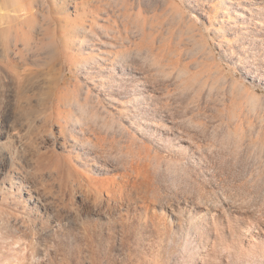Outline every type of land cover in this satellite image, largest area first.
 <instances>
[{"label": "rangeland", "instance_id": "obj_1", "mask_svg": "<svg viewBox=\"0 0 264 264\" xmlns=\"http://www.w3.org/2000/svg\"><path fill=\"white\" fill-rule=\"evenodd\" d=\"M0 15V264H264V0Z\"/></svg>", "mask_w": 264, "mask_h": 264}, {"label": "bare ground", "instance_id": "obj_2", "mask_svg": "<svg viewBox=\"0 0 264 264\" xmlns=\"http://www.w3.org/2000/svg\"><path fill=\"white\" fill-rule=\"evenodd\" d=\"M35 1H38V0H30V4H32V3H34ZM44 2H45V0H44ZM27 6V5H26ZM23 11V10H22ZM20 12V11H19ZM27 13H28V15L32 18L33 17V15H35V14H33V11H31V9H28V11H27ZM5 14V13H4ZM23 14V13H22ZM1 16V15H0ZM19 16H21V15H19ZM18 16V17H19ZM2 17H4V16H2ZM17 17V18H18ZM7 18V17H6ZM8 18H9V16H8ZM2 21H4V20H2ZM75 27V26H74ZM76 28V27H75ZM74 28V29H75ZM89 29H90V27H89V25L87 26V27H85V25H84V28H83V31L85 32V33H88L89 32ZM73 31V30H72ZM74 31H78V30H74ZM72 34H74V32L72 33ZM13 47H15V46H13ZM31 48V47H30ZM13 49V48H12ZM17 49H18V47H17ZM14 50V49H13ZM11 51V50H10ZM15 52V51H14ZM192 200V199H191ZM227 201V200H226ZM203 203V202H202ZM200 205V204H199ZM228 207V206H227ZM209 209V208H208ZM212 212L213 211H210L209 213H207L208 214V216H209V218L208 219H206V220H204V221H200L199 223H198V226H196L197 228H195V230L197 231L198 230V233H200L199 235H198V238H199V240H200V243L202 244V250H205V245H207L208 244V242H209V237H208V235H210V236H214L217 240H222V239H224V238H227V237H230V238H233V234L234 233H236L237 235H238V238L239 237H241L242 236V234H241V232L238 230V229H236V228H233L232 227V225H231V222L228 220V218L225 216V215H223V213L224 212H220L219 211V215L218 216H216V215H213L212 214ZM220 218V219H224V221H225V227L226 226H228L229 228L227 229L228 231H227V235L225 234V232H223L222 230H220V229H217V227H224V225L223 224H221V223H219L218 221H217V218ZM199 221V220H198ZM197 221V222H198ZM244 241L245 242H249L250 240H251V237L250 236H248V235H244ZM227 247L228 248H230L229 246H226L225 248H224V250H226L227 249ZM235 248V247H234ZM214 249V248H213ZM232 250V249H231ZM235 251V250H234ZM204 252H206V251H204Z\"/></svg>", "mask_w": 264, "mask_h": 264}]
</instances>
